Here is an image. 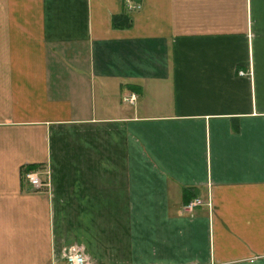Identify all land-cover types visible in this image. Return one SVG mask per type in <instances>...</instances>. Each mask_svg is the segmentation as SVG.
<instances>
[{
	"label": "crops",
	"instance_id": "crops-1",
	"mask_svg": "<svg viewBox=\"0 0 264 264\" xmlns=\"http://www.w3.org/2000/svg\"><path fill=\"white\" fill-rule=\"evenodd\" d=\"M71 248L264 264V0H0V264Z\"/></svg>",
	"mask_w": 264,
	"mask_h": 264
},
{
	"label": "built area",
	"instance_id": "built-area-1",
	"mask_svg": "<svg viewBox=\"0 0 264 264\" xmlns=\"http://www.w3.org/2000/svg\"><path fill=\"white\" fill-rule=\"evenodd\" d=\"M138 7L139 5L137 4L129 5L130 9H136ZM134 98H135V94L133 93L130 94L129 96L127 95L122 96L123 100L125 101L128 100L130 102H132ZM24 179L34 189H40L42 186L46 185V182L41 178L40 174L35 170H26L24 172ZM203 203L204 202L200 197L195 196L182 205V210L185 213L191 214L196 206H199ZM64 259H65L64 264H92L85 258V256L81 252H79L74 248L70 249V251L65 255Z\"/></svg>",
	"mask_w": 264,
	"mask_h": 264
},
{
	"label": "trees",
	"instance_id": "trees-1",
	"mask_svg": "<svg viewBox=\"0 0 264 264\" xmlns=\"http://www.w3.org/2000/svg\"><path fill=\"white\" fill-rule=\"evenodd\" d=\"M118 18H123V19H124V16H118ZM115 19H117V18L114 17V20H115ZM126 20H127V21H126V22H127L126 24H130V22H129V18H126Z\"/></svg>",
	"mask_w": 264,
	"mask_h": 264
}]
</instances>
